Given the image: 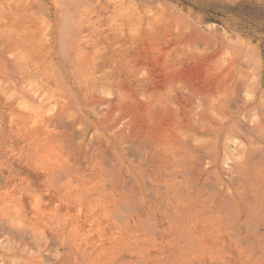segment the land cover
Masks as SVG:
<instances>
[{
	"label": "rangeland",
	"instance_id": "1",
	"mask_svg": "<svg viewBox=\"0 0 264 264\" xmlns=\"http://www.w3.org/2000/svg\"><path fill=\"white\" fill-rule=\"evenodd\" d=\"M0 264H264V0H0Z\"/></svg>",
	"mask_w": 264,
	"mask_h": 264
}]
</instances>
